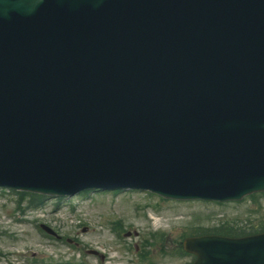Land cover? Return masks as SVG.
Wrapping results in <instances>:
<instances>
[{
	"label": "water",
	"instance_id": "water-1",
	"mask_svg": "<svg viewBox=\"0 0 264 264\" xmlns=\"http://www.w3.org/2000/svg\"><path fill=\"white\" fill-rule=\"evenodd\" d=\"M151 1L0 0V95L11 114L4 173H47L21 159L58 150L76 171L129 164L120 174L138 180L177 154L222 181L210 198L264 190V0ZM221 25L227 81L222 57L193 80L178 77L208 47L192 29ZM91 31L100 42L92 60ZM186 248L195 264H264V236Z\"/></svg>",
	"mask_w": 264,
	"mask_h": 264
},
{
	"label": "rangeland",
	"instance_id": "rangeland-1",
	"mask_svg": "<svg viewBox=\"0 0 264 264\" xmlns=\"http://www.w3.org/2000/svg\"><path fill=\"white\" fill-rule=\"evenodd\" d=\"M82 196L44 197L40 207L26 212L29 220L18 225L12 220L17 196L0 189V264H185L191 257L174 251L192 226L245 224L264 217V196L261 207L250 199L166 203L142 192ZM115 221L122 224L120 237L112 227ZM41 223L57 236L43 231ZM157 232L163 237L151 236ZM144 251L147 256L141 258Z\"/></svg>",
	"mask_w": 264,
	"mask_h": 264
},
{
	"label": "bare ground",
	"instance_id": "bare-ground-1",
	"mask_svg": "<svg viewBox=\"0 0 264 264\" xmlns=\"http://www.w3.org/2000/svg\"><path fill=\"white\" fill-rule=\"evenodd\" d=\"M34 164L36 165L37 163L35 162Z\"/></svg>",
	"mask_w": 264,
	"mask_h": 264
}]
</instances>
